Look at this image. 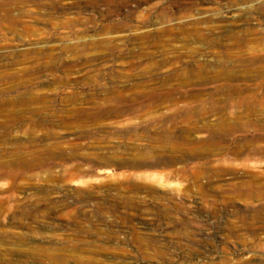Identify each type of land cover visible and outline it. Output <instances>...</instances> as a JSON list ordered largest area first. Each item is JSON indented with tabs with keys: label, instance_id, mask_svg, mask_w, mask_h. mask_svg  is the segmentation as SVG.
<instances>
[{
	"label": "rangeland",
	"instance_id": "1",
	"mask_svg": "<svg viewBox=\"0 0 264 264\" xmlns=\"http://www.w3.org/2000/svg\"><path fill=\"white\" fill-rule=\"evenodd\" d=\"M0 264H264V0H0Z\"/></svg>",
	"mask_w": 264,
	"mask_h": 264
},
{
	"label": "bare ground",
	"instance_id": "2",
	"mask_svg": "<svg viewBox=\"0 0 264 264\" xmlns=\"http://www.w3.org/2000/svg\"><path fill=\"white\" fill-rule=\"evenodd\" d=\"M5 5H6V2H5ZM241 5V4H240ZM6 11V10H5ZM202 20V19H201ZM216 22V21H215ZM208 23H210V22H208ZM218 23V22H217ZM226 23V22H225ZM228 23V22H227ZM235 23V22H234ZM202 24V23H201ZM215 24V23H214ZM198 25V24H197ZM214 26V25H213ZM224 26H226V25H224ZM190 27V26H189ZM228 27V26H227ZM229 27H231L230 25H229ZM210 29V28H209ZM169 31V30H168ZM183 31V30H182ZM199 31V30H198ZM197 31V33L199 34V32ZM221 31V30H220ZM214 32V31H213ZM165 33H166V31H165ZM167 33H169V32H167ZM186 32H184L183 34H185ZM191 33V32H190ZM194 33V32H193ZM209 33V32H208ZM207 33V34H208ZM206 34V33H205ZM194 35V34H193ZM202 35H203V32H202ZM144 36V35H143ZM150 36V35H149ZM169 36V35H168ZM211 36H212V34H211ZM190 37V36H189ZM208 37V36H207ZM201 38H203V37H201ZM142 39H144V38H142ZM147 39V38H146ZM207 39V38H206ZM202 40V39H201ZM92 43V42H91ZM154 44L156 43V42H153ZM209 43H210V41H209ZM101 44H102V42H101ZM158 45H159V43H158ZM96 46V45H95ZM156 46V45H155ZM69 49V48H68ZM197 52V51H196ZM191 56V55H190ZM188 57V56H187ZM192 58H193V56H192ZM199 61V60H198ZM167 62V61H166ZM187 62V61H186ZM185 63V62H184ZM183 63V64H184ZM193 63V62H192ZM197 65V64H196ZM195 65V66H196ZM194 66V65H193ZM186 67V66H185ZM203 67V66H202ZM187 69V68H186ZM190 69V68H189ZM188 69V70H189ZM201 69V68H200ZM194 71H195V69H194ZM198 71H200V70H198ZM196 72V71H195ZM189 73V72H188ZM193 73V72H192ZM192 73H191V75H192ZM200 75V74H199ZM190 77V76H189ZM197 77V76H196ZM204 79V78H203ZM135 166V165H134Z\"/></svg>",
	"mask_w": 264,
	"mask_h": 264
}]
</instances>
